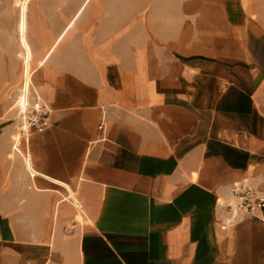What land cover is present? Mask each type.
Listing matches in <instances>:
<instances>
[{"label":"crops","instance_id":"crops-1","mask_svg":"<svg viewBox=\"0 0 264 264\" xmlns=\"http://www.w3.org/2000/svg\"><path fill=\"white\" fill-rule=\"evenodd\" d=\"M199 1L123 55L92 29L35 55L45 127L16 145L0 264H264L263 213L224 208L244 179L264 195V31Z\"/></svg>","mask_w":264,"mask_h":264},{"label":"rangeland","instance_id":"rangeland-1","mask_svg":"<svg viewBox=\"0 0 264 264\" xmlns=\"http://www.w3.org/2000/svg\"><path fill=\"white\" fill-rule=\"evenodd\" d=\"M18 1L0 0V201L9 200L10 181L16 174L19 159L22 160L14 147L16 137L19 138L20 149L25 151V138L20 133L28 112L21 113L17 107L25 54L24 47L21 46V32L18 30L19 16H22V10L17 6ZM198 2L200 1L30 0L27 6L26 35L32 52V72L36 64H39L35 55H82L78 35L84 29H92L99 38L100 45L102 41H107L116 55H123L124 38L128 48V40L132 43L140 30L149 28L148 26L152 29L154 25L161 26L162 22L171 20L173 10L178 13L183 5ZM245 3L250 18L264 31V0H245ZM82 7L79 15L77 12ZM207 10L208 19H211L214 10ZM75 15L79 16L75 18ZM66 29L67 33L58 40ZM29 95V105L39 108L42 105L41 96L34 92L33 79Z\"/></svg>","mask_w":264,"mask_h":264},{"label":"built area","instance_id":"built-area-1","mask_svg":"<svg viewBox=\"0 0 264 264\" xmlns=\"http://www.w3.org/2000/svg\"><path fill=\"white\" fill-rule=\"evenodd\" d=\"M28 73L29 71L27 70ZM22 77V81H24V73ZM23 100L28 115L21 127L20 135L26 139L32 131H43L46 112L43 105L39 108H32L29 105L30 95L26 89L23 91ZM98 128L102 130V125H99ZM229 191L230 201L224 204V208L231 215L229 221L233 222V220L240 216H252L257 212L263 213V217L260 219L264 221V195L252 188L246 179L232 183Z\"/></svg>","mask_w":264,"mask_h":264},{"label":"bare ground","instance_id":"bare-ground-1","mask_svg":"<svg viewBox=\"0 0 264 264\" xmlns=\"http://www.w3.org/2000/svg\"><path fill=\"white\" fill-rule=\"evenodd\" d=\"M29 1L30 0H19L18 4H17V6L20 8V10H22L21 11L22 16L21 17L19 16L18 30L21 32V38H20L21 46H23L24 50H25V54L23 55V67H22L23 68L22 69V76L24 73V81H22V85L19 89V94L17 97V107L21 113H25L27 110V108L25 107V104H24V100H23V91H25V89H26L27 93L30 92V84L32 83L31 78H32V74H33L32 68H31L32 52H31V49L28 45L27 35H26L27 27H28V24H27V6H28ZM15 6H16V4H15ZM78 13H80V11ZM27 70L29 71L28 74H27ZM22 79H23V77H22ZM15 141H16V145H17L19 143V138L16 137ZM14 147H15V149H17L16 146H14ZM18 150H19V148H18ZM22 156H25V155H22ZM25 158H24V161L26 160ZM79 210H81V208Z\"/></svg>","mask_w":264,"mask_h":264}]
</instances>
